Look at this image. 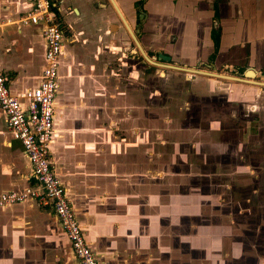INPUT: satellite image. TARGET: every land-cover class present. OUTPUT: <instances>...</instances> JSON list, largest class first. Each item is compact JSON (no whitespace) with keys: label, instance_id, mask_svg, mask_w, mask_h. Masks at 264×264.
Here are the masks:
<instances>
[{"label":"crops","instance_id":"crops-1","mask_svg":"<svg viewBox=\"0 0 264 264\" xmlns=\"http://www.w3.org/2000/svg\"><path fill=\"white\" fill-rule=\"evenodd\" d=\"M56 1L65 31L57 83L68 50L69 20L85 17L93 27H103L104 33L130 37L108 0ZM114 1L131 30H137L133 33L143 50L164 53L173 64L216 73L239 64L254 70L263 65L264 0H143L145 18L140 22L134 5L137 0ZM213 4L217 19L213 18ZM28 8L29 0H0V69L12 92L35 85L44 64L41 25L17 28L11 23ZM213 23L220 26V33L217 50L209 60ZM201 62L208 65L200 66ZM194 77L195 80L188 78L189 85L193 88L206 83V93L213 97L218 93L228 96L214 86L228 91L241 86L248 92L262 91L261 102L250 98L243 101L246 105L242 115L264 116L261 88L248 83L225 84L199 74ZM79 84H83L79 88L81 95L76 91ZM100 86L102 83L96 80H74L71 91L63 92L60 99L57 88L50 143L55 174L100 264H217V258L224 256L218 252L212 263L208 261L206 245L202 243L205 236L199 234L198 226H191V205H183L185 220L176 224L181 214L176 201L204 196L177 195L172 177L164 182L158 169L154 175L151 169L144 171L143 159L137 167V160L132 159L138 152L137 143L125 142L112 150L111 141L104 137L110 128L104 122L113 118L106 114V108L112 105L110 101H99L96 91L100 90L95 88ZM91 90L95 92L88 93ZM128 99L119 102L124 113L129 107ZM0 119L3 124L1 110ZM171 165L175 166L173 162ZM187 182L190 183L188 176L184 180ZM25 186H37L29 163L19 142L0 127V192L19 191ZM0 264L77 263L51 210L27 200L0 206Z\"/></svg>","mask_w":264,"mask_h":264},{"label":"rangeland","instance_id":"rangeland-1","mask_svg":"<svg viewBox=\"0 0 264 264\" xmlns=\"http://www.w3.org/2000/svg\"><path fill=\"white\" fill-rule=\"evenodd\" d=\"M90 23L85 17L69 20L59 99L63 92L71 91L74 80L102 83L103 87L95 89L100 90L96 92L101 103L110 101L112 105L111 109L107 106L106 114L113 118L104 122L110 127L104 137L111 141L112 150L125 142L137 143V155L132 157L137 167L143 159L144 171L151 169L154 175L158 169L164 182L172 177L177 195L204 196L183 201L181 195L176 203L180 213L184 204L191 205V226H198L199 234L205 236L202 243L208 261L212 263L219 252L224 257L217 258V264H264V116L242 115L243 101L261 102L262 91L214 86L228 96L218 93L213 97L206 93V83L192 88L182 71L145 61L129 36L104 33L103 27ZM156 62L169 63L158 58ZM217 73L234 76L229 71ZM191 78L195 80L194 75ZM255 79L264 81L263 76ZM82 86L76 87L78 95ZM258 87L264 90V86ZM125 97L129 98L127 113L119 106ZM2 125L0 119L4 129ZM187 176L190 183H184ZM184 217L177 215V226Z\"/></svg>","mask_w":264,"mask_h":264},{"label":"built area","instance_id":"built-area-1","mask_svg":"<svg viewBox=\"0 0 264 264\" xmlns=\"http://www.w3.org/2000/svg\"><path fill=\"white\" fill-rule=\"evenodd\" d=\"M24 10L11 23L19 28L41 25L45 43L44 64L35 85L12 92L0 69V110L3 124L12 139L17 140L30 166L36 187L0 192V206L24 201L48 207L69 242L77 264H100L88 244L61 181L55 174L50 143L57 91V71L63 51L65 31L56 0H29Z\"/></svg>","mask_w":264,"mask_h":264},{"label":"water","instance_id":"water-1","mask_svg":"<svg viewBox=\"0 0 264 264\" xmlns=\"http://www.w3.org/2000/svg\"><path fill=\"white\" fill-rule=\"evenodd\" d=\"M108 1L111 4V6L113 7V9L115 10V12H116V7L114 5L115 3L113 2V0H108ZM117 15H118L121 23L124 25V27L128 31V33L130 35V38L132 39V41L134 43V46L136 48V51L148 63L154 64V65H157V66H161V67H165V68L179 70V71L186 72V73L199 74V75L210 76V77H215V78H220V77H218L220 75L226 77V75H224V74H220V73H216V72H212V71H208V70L207 71H202L201 69L194 68V67L191 68V67L179 66V65H176V64H173V63L172 64L171 63H167L166 64V63H161V62H155V61H153V59H151V58H149L147 56V54L145 53V51L141 47L139 41L137 40V37L134 34V33L137 32V30H134V31L131 30V28L128 26L127 22L123 18L121 12H119V9L117 11ZM139 15H141V14H139ZM136 51L134 50V52H136ZM157 58L158 59H161V60H164V61H169V57L166 56V55H164V54H162V53H158ZM254 75H255V72L252 69H248V70H246V71L243 72V76L244 77H242V78L235 77V76H228V77H231L233 81H238V82L242 81L244 83H247L246 81H248V80H252V83L251 84L257 85V86H264V81H255V80H253ZM223 79H225V78H223Z\"/></svg>","mask_w":264,"mask_h":264},{"label":"flooded vegetation","instance_id":"flooded-vegetation-1","mask_svg":"<svg viewBox=\"0 0 264 264\" xmlns=\"http://www.w3.org/2000/svg\"><path fill=\"white\" fill-rule=\"evenodd\" d=\"M141 15L139 16V22L141 21V20H143L144 18H145V11H143L142 13H140ZM218 18V17H217ZM216 18V19H217ZM141 24V23H140ZM213 26L215 27V26H218L219 27V33H220V26L219 25H215L214 23H213ZM212 26V27H213ZM211 27V28H212ZM147 52H149V53H147ZM146 53L150 56L149 58H151V59H153V61H155L156 62V60H157V56H158V53L156 52V50H154V51H146ZM160 53V52H159ZM162 54H164V53H162ZM147 55V56H148ZM169 63H171L170 61H168ZM208 63V62H207ZM207 63H202L201 62V64H199L200 66H204V65H208ZM167 64V63H166ZM172 64V63H171ZM248 69H252L254 72H255V75H254V77H253V80H255V81H257L255 78L256 77H258V76H263L264 77V62H263V65L260 67V69L259 70H254L252 67H250V66H245L244 64L242 65V64H239V65H237V66H235L234 68H228V70L227 71H229L230 73H232L235 77H239V78H242V77H244L243 76V72L244 71H246V70H248ZM201 70H204V69H201ZM184 73V77H185V79H188V78H190L192 75H194L193 73H186V72H183ZM238 82V81H237ZM238 83H244V82H238ZM249 84V83H248ZM251 84V83H250ZM253 85V84H252ZM254 86H256V87H258L257 85H254ZM259 88V87H258Z\"/></svg>","mask_w":264,"mask_h":264},{"label":"trees","instance_id":"trees-1","mask_svg":"<svg viewBox=\"0 0 264 264\" xmlns=\"http://www.w3.org/2000/svg\"><path fill=\"white\" fill-rule=\"evenodd\" d=\"M142 1L143 0H137L135 2V4H134L137 13H142L143 12V9H142ZM213 10H214L213 18L216 19L217 18V13H216V8H215V5L214 4H213ZM210 37H211V40L213 42V52L209 56V60H212L213 59V56H214V53L216 52L217 46H218V39H219V27L218 26H215V27L213 26L211 28Z\"/></svg>","mask_w":264,"mask_h":264},{"label":"bare ground","instance_id":"bare-ground-1","mask_svg":"<svg viewBox=\"0 0 264 264\" xmlns=\"http://www.w3.org/2000/svg\"><path fill=\"white\" fill-rule=\"evenodd\" d=\"M113 2L115 3V1L113 0ZM115 5V7H116V13H117V11H118V6H117V4L115 3L114 4ZM118 8V9H117ZM119 12H120V10H119ZM202 71H207V70H202ZM225 75V74H224ZM218 76V75H217ZM228 76H230V75H226V77H224V76H222V75H220V76H218V77H220V78H225V79H227V80H232V78L231 77H228ZM240 82H242V81H240ZM247 83H252V80H248V81H246Z\"/></svg>","mask_w":264,"mask_h":264}]
</instances>
